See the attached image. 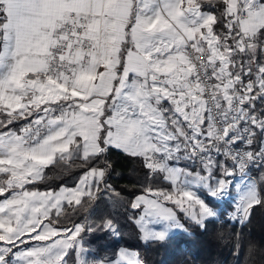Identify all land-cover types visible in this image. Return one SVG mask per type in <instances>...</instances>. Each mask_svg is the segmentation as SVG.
<instances>
[{"label": "snow or ice", "instance_id": "snow-or-ice-1", "mask_svg": "<svg viewBox=\"0 0 264 264\" xmlns=\"http://www.w3.org/2000/svg\"><path fill=\"white\" fill-rule=\"evenodd\" d=\"M258 52L264 0H0V264H68L70 250L75 264H113L86 258L81 233L93 229L59 227L65 203L75 211L97 198L111 164L88 165L109 148L142 158L172 185L145 188L131 203L143 205L135 219L142 240L162 243L172 226L183 227L168 202L204 227L216 213L193 187L221 197L229 186L211 182V153L223 152L241 172L264 161V143L255 152L228 147L251 146L254 129L264 135V112L255 111L264 101ZM29 117L18 131L10 127ZM181 155L206 174L169 165ZM75 160L88 167L74 188L26 187L48 166ZM260 204L248 183L233 218L247 220ZM104 228L115 232L111 221ZM29 240L41 243L20 250ZM119 256L114 264H141L136 252Z\"/></svg>", "mask_w": 264, "mask_h": 264}, {"label": "trees", "instance_id": "trees-1", "mask_svg": "<svg viewBox=\"0 0 264 264\" xmlns=\"http://www.w3.org/2000/svg\"><path fill=\"white\" fill-rule=\"evenodd\" d=\"M257 55L264 61V54L258 52ZM255 111L257 115L264 112V101H256ZM25 121L20 120L10 127L15 129ZM254 131L256 136L251 148L257 147L262 135L258 128ZM105 160L111 167L107 169L97 198L86 200L75 211L65 203V212L59 217V227H71L78 223L93 229L81 233L84 247L93 254L110 259L118 246H124L135 250L141 264H264V204L254 206L247 220L231 218L223 214L221 206L225 204L230 209L229 199L220 201L209 197L201 189L202 198L220 209L218 216L207 219L205 226L200 227L176 205L168 202L166 204L176 213L184 229L169 232L168 238L162 243L146 242L141 239L134 221L139 209L131 208L132 197L137 193H145L144 189L148 187L170 189V183L164 180L161 173H150L142 158L129 156L115 148H109L103 157L88 166L105 167ZM178 163L203 172L196 162L179 158ZM81 164L80 160L73 161L72 166L54 163L44 169L42 180H36L26 187L53 189L61 184L73 185L79 174L88 167H82ZM262 166L251 165L248 173L254 177L257 190L264 197ZM212 174L218 175L216 167L212 169ZM107 221L112 222L115 232L104 228ZM67 260L68 264H75V253L71 250Z\"/></svg>", "mask_w": 264, "mask_h": 264}, {"label": "rangeland", "instance_id": "rangeland-1", "mask_svg": "<svg viewBox=\"0 0 264 264\" xmlns=\"http://www.w3.org/2000/svg\"><path fill=\"white\" fill-rule=\"evenodd\" d=\"M180 158H182V159H184L183 158V156L182 157H180ZM213 159V158H212ZM188 162H190L189 160H188ZM197 163V165H201V163H199V162H196ZM230 164H228V166H229ZM232 165V170H233V168H234V171H235V167L233 166V164H231ZM201 168H203V166L201 165L200 166ZM186 170V169H185ZM192 170H194V169H192ZM188 171V170H187ZM205 173V172H204ZM204 173H201V174H204ZM206 174V173H205ZM219 179H221V178H219ZM219 179H217V180H219ZM216 179H215V181H214V183L217 181ZM235 182L234 183H232V182H229V186H228V189H227V192L223 195V196H221V197H215V198H217V199H219L220 201H222L224 198H227V199H229L230 200V203H231V208L229 209V208H227V206L225 205V204H222L221 206H222V209H223V214L224 215H227V216H229V217H231V218H233V216L236 214V207H237V200H238V196H239V194L241 193V191L245 188V186L248 184V183H250V182H254L253 181V179H250V177L249 178H247V176L245 177V176H242V175H238V176H235ZM255 183V182H254ZM256 185V184H255ZM171 188L172 187H170V189H165V190H168V191H170L171 190ZM153 189H156V188H153ZM201 189H203L202 187H193V191L194 192H196L201 198H202V195H201V192H200V190ZM233 189H235V190H233ZM205 190V189H204ZM233 190V191H232ZM206 191V190H205ZM139 195H142V194H138V196ZM203 199V198H202ZM165 206L166 207H170L169 205H167V204H165ZM209 206L210 207H212L213 208V210L215 211V213H216V215L214 216V217H216V216H218L219 215V211H220V209L218 208V207H213V206H211L210 204H209ZM179 208V207H178ZM142 209H143V205H142ZM180 209V208H179ZM183 212V211H182ZM184 213V212H183ZM141 214V213H140ZM140 214H138V216L140 215ZM185 214V213H184ZM186 215V214H185ZM136 216H137V214H136ZM236 218H239L240 219V217L237 215L236 216ZM136 219H138L137 217H136ZM177 220L179 221V223L181 224V225H183L182 224V222L177 218ZM75 224H78V223H75ZM73 226V225H72ZM71 226V227H72ZM71 227H68V228H71ZM163 227V225H159V229L160 228H162ZM184 229V226L181 228V227H176V226H172L170 229H169V231H175V230H183ZM140 236H142V233L140 234ZM24 239H27V237H25ZM28 243L29 244H27V247H32V246H36L37 244H39V243H41V242H37V241H32V240H29L28 241ZM23 245H25V244H21V245H19V249L20 250H24L25 248H26V246L23 248ZM16 249H14V251H15ZM121 250H126V251H128V252H135V250L134 249H131V248H128V247H124V246H118L117 247V249H116V252H115V255L113 256V257H111L110 259H102V258H100L99 256H97V255H95V254H93L92 252H90V251H88V253H86L85 254V256H86V258L87 259H89V260H92V259H96V260H102V261H111V262H113V264H114V262L115 261H117V260H119L120 259V256H119V254H120V252H121ZM121 264H123V262H121Z\"/></svg>", "mask_w": 264, "mask_h": 264}, {"label": "crops", "instance_id": "crops-1", "mask_svg": "<svg viewBox=\"0 0 264 264\" xmlns=\"http://www.w3.org/2000/svg\"><path fill=\"white\" fill-rule=\"evenodd\" d=\"M32 119H34V117H30V119H28L27 121L21 123L17 128H15V129H13V130L18 131L20 127H22V126L28 124V123L30 122V120H32ZM261 137H264V135H261ZM212 153H215V155H214L212 158H213V160H215V161L217 162V164H216L215 167H216V170H217V172H218V175H217V174H212V181H211V182L214 183L215 179L217 180V179H219V178H224V179L228 180L229 182L234 183V182L236 181V180H235V176H238V175L235 174L234 168H233V170L231 169V168H232V165H231L232 163L230 162V160L228 159V157L224 156L222 152H221L220 154H217L215 151H213ZM181 157H182V155H181ZM220 162H224L225 166H226L228 169H230V170L233 171V175H231V176H227V177H223V176H222L223 169L219 166V165H220ZM228 164H230V165L228 166ZM169 165L172 166V167H179V168H182V169H186V170L191 171V172H193V173H195V172H200V171H198V170H196V169L192 170V169H190L188 166H186V165H182L181 163H178V159H174V160L169 161ZM200 166H201V165H200ZM202 169H203V168H202ZM262 169H263V173H264V165L262 166ZM86 170H87V169H85L83 172H81V173L79 174V176L77 177V179H76V181H75V183H74L73 185H62V184H61V185H58L57 187H55V188H53V189H50V188H47V189H34V188H28V190H35V191H40V192H46V191H48V190L59 191V189H60L62 186L65 187V188H74V187L76 186L77 182L79 181L81 175H82ZM201 173H204V170H203V172H201ZM161 174H162V173H161ZM204 174H205V173H204ZM163 175H164V174H162V177H163ZM245 177H246V176H245ZM247 178H249V177H247ZM250 179H253V181L255 182V179H254L253 176L250 177ZM217 181H218V180H217ZM169 183H170V182H169ZM255 184H256V182H255ZM170 186L172 187L171 183H170ZM233 190H235V189H233ZM233 190H232V191H233ZM138 194H142V195H143V194H145V193H137V194H135V195L132 197L131 203L133 202V200L135 199V197L138 196ZM149 198H152V197H149ZM0 199H3V197L0 198ZM140 213H141V214H140ZM138 214H140V215L138 216ZM142 214H143V209H142V206H141V208L139 209V211H138V213H137V216L134 217V221H135L136 217L139 218ZM137 226H138V225H137ZM147 227L152 228V229H155V230H160V229H161V228L159 229V225H151V224H149V225H147ZM138 228H139V226H138ZM169 232H171V231H169ZM139 233L141 234L140 228H139ZM27 244H29V243H27ZM27 244H26V245H23V248H24L25 246L27 247Z\"/></svg>", "mask_w": 264, "mask_h": 264}, {"label": "built area", "instance_id": "built-area-1", "mask_svg": "<svg viewBox=\"0 0 264 264\" xmlns=\"http://www.w3.org/2000/svg\"><path fill=\"white\" fill-rule=\"evenodd\" d=\"M249 127H251V125H248ZM264 143V137H261L260 140H259V143L257 145L256 148H251L247 143L246 141H240L238 142L237 144L235 145H229L228 147L231 148V150L233 152H244V151H258L261 144ZM223 153V152H222ZM215 155V153H211V156L213 157ZM230 160V162L233 164V166L235 167V164L234 162L228 158ZM190 162H199L200 161L197 159V160H189ZM251 165H264V161H261L259 158L255 161V162H251L248 164V166L246 167V169L241 172L238 168L235 167V174L237 175H242V176H247V177H252L249 173H248V167L251 166Z\"/></svg>", "mask_w": 264, "mask_h": 264}]
</instances>
